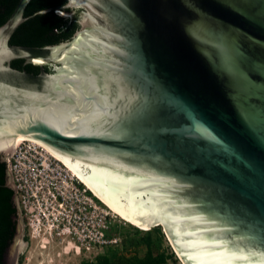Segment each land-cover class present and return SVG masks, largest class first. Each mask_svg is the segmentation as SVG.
Here are the masks:
<instances>
[{
  "label": "water",
  "instance_id": "1",
  "mask_svg": "<svg viewBox=\"0 0 264 264\" xmlns=\"http://www.w3.org/2000/svg\"><path fill=\"white\" fill-rule=\"evenodd\" d=\"M29 1L0 26L4 159L40 145L182 264H264V0H64L36 14L68 40L9 46Z\"/></svg>",
  "mask_w": 264,
  "mask_h": 264
},
{
  "label": "built area",
  "instance_id": "2",
  "mask_svg": "<svg viewBox=\"0 0 264 264\" xmlns=\"http://www.w3.org/2000/svg\"><path fill=\"white\" fill-rule=\"evenodd\" d=\"M2 161L14 206L29 232L50 225L52 233L73 236V243H106L111 213L58 160L23 141Z\"/></svg>",
  "mask_w": 264,
  "mask_h": 264
},
{
  "label": "rangeland",
  "instance_id": "3",
  "mask_svg": "<svg viewBox=\"0 0 264 264\" xmlns=\"http://www.w3.org/2000/svg\"><path fill=\"white\" fill-rule=\"evenodd\" d=\"M64 18L69 19L70 16ZM0 159H4L1 152ZM112 213V223L108 231L103 232L105 240L109 242L87 245L85 241L73 243L75 241L71 238L73 236L60 234L61 232H53L48 239H44L43 231H38L37 226H35L37 229L29 232L17 211L15 234L8 248L7 264H100L103 258L110 264H129L143 260L148 248L152 251L153 257L160 256L165 264H182L161 226H156L150 231H142ZM17 236L20 246L12 255L11 247L15 244Z\"/></svg>",
  "mask_w": 264,
  "mask_h": 264
},
{
  "label": "trees",
  "instance_id": "4",
  "mask_svg": "<svg viewBox=\"0 0 264 264\" xmlns=\"http://www.w3.org/2000/svg\"><path fill=\"white\" fill-rule=\"evenodd\" d=\"M17 2L18 0H0V26L9 18ZM64 3V0H30L24 8L22 16L26 19L38 11L59 8ZM76 30L77 24L74 17L69 20L60 13H56L55 10H50L21 22L11 34L8 45L38 49L66 41ZM9 66L14 70L24 71L31 75H37L40 72L39 67L24 64L21 59L11 60ZM42 70L46 73L49 72L46 65L42 66ZM6 182L5 163L0 159V264H3V253L13 237L15 218H17V211L13 204V191L6 185ZM155 256L153 257L152 251L148 248L143 260L129 264H165L164 259ZM100 264H110V262L103 258Z\"/></svg>",
  "mask_w": 264,
  "mask_h": 264
},
{
  "label": "bare ground",
  "instance_id": "5",
  "mask_svg": "<svg viewBox=\"0 0 264 264\" xmlns=\"http://www.w3.org/2000/svg\"><path fill=\"white\" fill-rule=\"evenodd\" d=\"M61 15L63 16H67V15H64L62 13H60ZM31 63L32 64H36V65H39V64H42L43 62L39 59H32L31 60ZM23 141H27L31 144H34L36 146H40L32 141H29V140H20V141H17L16 142V146L18 144H20L21 142ZM15 146V147H16ZM41 147V146H40ZM42 148V147H41ZM43 149V148H42ZM46 153H48L45 149H43ZM49 154V153H48ZM50 155V154H49ZM51 156V155H50ZM53 157V156H52ZM54 158V157H53ZM57 160V159H56ZM60 162V161H59ZM61 163V162H60ZM62 164V163H61ZM63 165V164H62ZM64 166V165H63ZM64 168L66 169V167L64 166ZM67 170V169H66ZM68 171V170H67ZM69 172V171H68ZM70 173V172H69ZM71 174V173H70ZM72 177H75L74 175L71 174ZM83 186V185H82ZM84 187V186H83ZM85 188V187H84ZM86 189V188H85ZM86 191L89 193L90 196H92L93 198H95L103 207H105L107 210H109L110 213H115L117 214L118 216L122 217L123 219H125L127 222L131 223L132 225H134L135 227L139 228L140 230L142 231H150L152 228L156 227V226H160V224H156V225H153V226H150L149 229L147 228H143L141 227L139 224H137L128 214H126L125 212L121 211L117 206L115 205H112V204H109L107 202H105L104 200L100 199L97 195H95L94 193H92L91 191H89L88 189H86ZM112 213V214H113ZM114 215V214H113ZM50 226V225H49ZM49 226H46V228H44L43 230V238L44 239H48L50 237V235H52V232H51V227ZM32 232V230H31ZM18 237L15 238L14 242L15 244L13 245V247H11V254L13 255L17 249L19 248L20 244L18 245ZM18 247V248H17ZM174 251V250H173Z\"/></svg>",
  "mask_w": 264,
  "mask_h": 264
},
{
  "label": "flooded vegetation",
  "instance_id": "6",
  "mask_svg": "<svg viewBox=\"0 0 264 264\" xmlns=\"http://www.w3.org/2000/svg\"><path fill=\"white\" fill-rule=\"evenodd\" d=\"M74 17V20H75V23H76V16H73V15H71L70 16V18H69V20H71V18H73ZM6 185L8 186V184H7V182H6ZM13 204H14V201H13ZM17 216V215H16ZM16 220H17V218H15V222H16ZM14 234H15V231H14V233H13V236H14ZM13 238V237H12ZM11 241H12V239H11ZM11 241H10V243H11ZM10 243H9V245H10ZM9 245L7 246V248L5 249V251H4V253H3V256H2V263L3 264H7V253H8V248H9Z\"/></svg>",
  "mask_w": 264,
  "mask_h": 264
}]
</instances>
